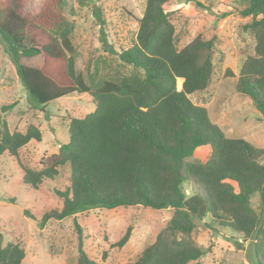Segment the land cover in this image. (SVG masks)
Segmentation results:
<instances>
[{
	"label": "trees",
	"instance_id": "16d2710c",
	"mask_svg": "<svg viewBox=\"0 0 264 264\" xmlns=\"http://www.w3.org/2000/svg\"><path fill=\"white\" fill-rule=\"evenodd\" d=\"M70 1L0 3V41L30 108L42 111L76 95H88L94 105L82 118H61L67 139L41 169L21 167L23 184L35 190L53 185L61 202L42 214L39 229L49 220L95 209L170 210L166 225L129 264H201L209 249L195 241L200 227L216 233L213 227L225 228L235 242V237L249 241L254 263L264 264V148L225 137L206 108L189 98L211 84L217 38L196 36L179 47L172 16L164 8L172 0H145L135 39L119 52L101 39L103 54L90 57L79 72L75 23L64 15V10L74 14ZM74 1L80 7L91 2ZM184 1L202 9L200 1L206 0ZM238 5L239 14L250 18L243 29L255 44L241 63L234 90L264 118V0H239ZM94 14L104 24L97 8ZM37 56V68L22 62ZM13 107L2 106L1 112ZM41 138L36 125L10 132L0 117V156L17 158L21 148ZM202 147L205 158L192 160ZM131 230L116 247L126 245ZM25 252L22 241L5 242L0 233V264H23ZM77 252V264H98L81 239Z\"/></svg>",
	"mask_w": 264,
	"mask_h": 264
},
{
	"label": "rangeland",
	"instance_id": "374dc122",
	"mask_svg": "<svg viewBox=\"0 0 264 264\" xmlns=\"http://www.w3.org/2000/svg\"><path fill=\"white\" fill-rule=\"evenodd\" d=\"M238 1H200L201 9L194 3L172 0L164 8L172 16L181 41L179 47L196 36L216 37L218 41L211 84L205 92L189 96L191 102L206 108L209 119L225 137L242 138L254 147L264 148V118L250 99L234 90L241 63L253 53L255 44L252 35L243 29L250 18L239 14L242 6ZM70 4L74 14L64 10V15L75 23V66L77 71L84 72L88 59L103 52L101 39H106L118 52L135 39L145 0H91L83 7L71 0ZM95 8L104 24L96 18ZM22 62L37 68L41 58H22ZM181 84L177 79L178 90ZM10 104H14L12 109L1 112L2 106ZM93 110L88 95L64 97L42 111L32 110L6 47L0 41V117L6 120L10 132H22L28 124H34L42 134L40 142L31 141L21 148L17 158L0 156V233L5 242L24 243L23 264H77L79 239L83 250L98 264H129L154 240L171 215L170 210L152 211L142 207L95 209L59 222L49 220L39 229L37 224L42 214L59 208L61 202L52 191L53 185L35 190L23 184L21 167L41 169L42 161L56 154L59 145L67 139L60 126L61 118H82ZM206 154V147L198 148L191 158L201 160ZM129 226L132 230L128 242L121 248L116 247L115 243ZM213 228L219 233L200 227L194 235L198 245L209 249L200 259L201 264H255L249 241L235 237L237 245L228 229Z\"/></svg>",
	"mask_w": 264,
	"mask_h": 264
},
{
	"label": "bare ground",
	"instance_id": "6f19581e",
	"mask_svg": "<svg viewBox=\"0 0 264 264\" xmlns=\"http://www.w3.org/2000/svg\"><path fill=\"white\" fill-rule=\"evenodd\" d=\"M178 81H179V83L181 84V81H183V80L179 78Z\"/></svg>",
	"mask_w": 264,
	"mask_h": 264
},
{
	"label": "water",
	"instance_id": "95a60500",
	"mask_svg": "<svg viewBox=\"0 0 264 264\" xmlns=\"http://www.w3.org/2000/svg\"><path fill=\"white\" fill-rule=\"evenodd\" d=\"M181 89V88H180Z\"/></svg>",
	"mask_w": 264,
	"mask_h": 264
}]
</instances>
